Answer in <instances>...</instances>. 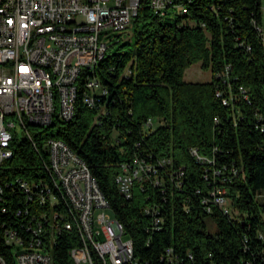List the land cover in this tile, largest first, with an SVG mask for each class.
<instances>
[{"label": "trees", "instance_id": "trees-1", "mask_svg": "<svg viewBox=\"0 0 264 264\" xmlns=\"http://www.w3.org/2000/svg\"><path fill=\"white\" fill-rule=\"evenodd\" d=\"M181 4L187 14L174 8L160 17L143 0L133 49L105 55L96 69L109 95L90 108L80 82L75 117L35 133L36 148L14 138L0 182L48 180L43 144L61 140L89 168L141 264H264V0ZM195 64L210 81L185 80ZM149 119L156 124L146 126ZM192 149L208 161L198 162ZM136 156L157 172L127 199L116 177ZM216 188L226 191L236 219L212 202ZM5 191L0 254L15 264L3 231L16 218L3 210H17L24 195ZM80 245L75 231L58 235L55 263L74 264L70 252Z\"/></svg>", "mask_w": 264, "mask_h": 264}, {"label": "built area", "instance_id": "built-area-1", "mask_svg": "<svg viewBox=\"0 0 264 264\" xmlns=\"http://www.w3.org/2000/svg\"><path fill=\"white\" fill-rule=\"evenodd\" d=\"M181 1L149 0V5L160 17L174 8L187 14ZM142 5L143 0H0V168L14 156L18 125L28 134L23 140L36 148L31 130L41 132L55 119L75 117L80 82L82 101L90 108L109 95L96 75L109 49L102 38L126 31ZM155 124L149 119L146 126ZM43 148L48 180L0 182L1 199L5 189L24 195L17 210H3L16 218L3 231L15 264H56L51 250L57 236L73 231L81 238L70 252L74 264H141L124 226L107 214L110 205L83 160L61 140L48 139ZM191 154L198 162L208 161L197 149ZM156 172L136 156L116 177L120 194L130 199L134 186ZM210 194L225 216L236 219L224 189ZM258 238L264 242V233ZM0 264H8L1 254Z\"/></svg>", "mask_w": 264, "mask_h": 264}, {"label": "rangeland", "instance_id": "rangeland-1", "mask_svg": "<svg viewBox=\"0 0 264 264\" xmlns=\"http://www.w3.org/2000/svg\"><path fill=\"white\" fill-rule=\"evenodd\" d=\"M170 14H174L176 11L171 9L169 10ZM133 31L134 25L132 24L126 31L119 32L111 36L110 38L104 37V41L109 47L106 55H114L117 52H126L130 47L133 49ZM129 44V45H128ZM131 45V46H130ZM211 79L210 72L204 71L201 69L200 64H195L185 72V80L188 82H208ZM15 132L18 134L19 140H23L28 134L25 130L18 125L15 129ZM35 134L36 131L31 130V134ZM107 214L114 219V214L112 210H108Z\"/></svg>", "mask_w": 264, "mask_h": 264}]
</instances>
